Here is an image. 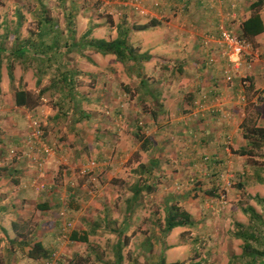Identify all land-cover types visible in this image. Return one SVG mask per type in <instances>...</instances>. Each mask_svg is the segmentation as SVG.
I'll return each instance as SVG.
<instances>
[{
    "label": "crops",
    "instance_id": "1",
    "mask_svg": "<svg viewBox=\"0 0 264 264\" xmlns=\"http://www.w3.org/2000/svg\"><path fill=\"white\" fill-rule=\"evenodd\" d=\"M152 1L158 2L160 8L152 9ZM254 1L191 0L190 2H184L183 0H151L145 5L148 10H146L148 12L147 15H135V13H132L136 21L130 24L131 28L127 26L130 46L151 56L156 55V52L157 54L159 53V56L166 61V64L170 65L168 67L171 70L172 67L176 68L171 77L154 75L155 79H153L148 75L150 66H144V64L139 66L140 71L138 69L135 71V68L129 70L122 67L124 65L122 63L120 65V62L114 56L96 53L87 45L77 44L78 42L75 45L69 42L60 47L51 42L48 34L49 39L46 40V43L40 47L35 46V50L47 51L48 54L36 57V61H42L46 65L50 64L54 68L53 70L58 72L64 68L65 74L60 79L68 85L57 86L53 81L51 83V78L55 79L54 71H51L52 73L43 71L41 76L38 77V73L35 74L37 65L34 62L30 63V69L33 70L30 71L31 75L34 74L36 77L32 85L36 84L37 86L38 84L40 85L41 81L45 82L42 85L43 91L41 92H43L42 97L47 100L48 105L43 107V111L50 118L47 117L44 129H42L44 143L52 144L57 149L55 155L52 153L45 161V167L41 174L32 169V163L29 162V164L25 157L18 158L16 162L8 161V153L12 154L11 150L14 148L11 147L12 143H21L22 141V139H19L21 131L16 128L19 126L17 121L19 116L25 110L35 111L37 107L32 105L29 108L18 107L15 103L17 90L13 88V91H11L10 79H8L6 74L2 75L0 80V116H2V119H0V264H34L37 261H43L42 259H30L28 253L33 243L37 242L41 243L43 249L52 250L53 232L49 228L54 229V226H57V221L54 218L62 208L68 213L75 215L76 221H72L73 226H76V222L79 219L83 222L84 215L82 216V214L86 212L83 210L85 206L82 199H77L76 197L79 194L82 195L81 191L83 188L79 187L80 184L78 185L72 172L78 165L81 168L88 165H84L87 149L89 151L93 150L96 153V157L104 158L108 151L105 152L106 150L102 151V149L109 147L107 140L109 136L117 147V153L113 160L114 165L119 162V158H117L119 154L118 147L122 148L124 144L127 145V148L134 147L129 154H126L127 161L130 160L134 152L139 151V154L147 155L144 161L137 162L131 173L137 176L133 178V181L137 179L139 180L137 183L140 184L144 179L149 187L153 185L155 176L164 170V165L177 169L180 163H185L188 165L186 168H189L190 164H194V161L197 160L196 154L198 152L202 153L199 148L206 145L207 154L210 157L220 159L226 165L233 163L231 160L238 155L231 152V148L239 149L245 145L240 124L246 116L240 107L237 106L241 104L239 98H249L255 94L256 96L264 94V32L250 42L251 49L244 60L245 64L233 81L227 84L221 77L223 60L220 55L223 51V46L219 40L220 28L223 27L233 35L239 36L242 23L249 18L251 14L249 7ZM180 5H186L183 11L175 12L171 10L172 7L180 9ZM260 16L264 24V7L260 11ZM148 24L155 26L157 30H150L154 27L150 28L147 26ZM145 26L147 28L143 30L142 27ZM5 31L10 34L9 41L13 40L16 33L21 40H27L31 36V40L34 41L35 35L39 33V30L35 31V33L29 30L21 31L18 26L12 31H9V28L5 29ZM154 31H157L158 34H155ZM144 32L150 33V36L143 35L142 33ZM85 33L86 31L77 32L75 38L83 36ZM116 36L117 34L114 30L110 41L114 40ZM89 37L90 39H99L98 35L95 34ZM153 37L158 40L150 44L154 40ZM130 39H133V42ZM205 40H209L207 45H204ZM10 45L11 43L9 42L5 47L10 48ZM30 47L31 45H28L26 49L28 51L34 50ZM56 51L60 53L76 51L75 53H78L77 55L82 57L83 60H64L62 58L57 62H54V59L49 62V57L53 58L52 53ZM89 53L91 55H87ZM102 58H107L108 61L102 60ZM91 60L101 66V71H103V68L108 69L105 77L101 76L98 70L95 71V74H99L100 83L102 82L98 90L83 86L84 82L94 77L88 75L90 72L87 69L88 65L84 64L86 61ZM109 63L110 68H108ZM81 70L83 71L82 74ZM160 73L162 72L159 71ZM135 74H138V76L139 74L143 76L146 74L147 76H145V79L143 76L136 78L134 77ZM38 78L39 83L37 81ZM104 78L107 82H105ZM78 80H81L80 85ZM143 81H147L148 88L138 87V84ZM135 82L137 83L136 87L132 86ZM96 84H98L97 81ZM52 85L57 87L54 88ZM162 85H165V87ZM182 86L190 93L188 103L181 94ZM31 89H33L32 86ZM40 90H37V93H40ZM97 91L100 92V96L94 98L92 94ZM212 95H218L222 101L220 115L212 114L209 116V114H206L201 120L194 123L184 121L185 128L182 131L188 133L184 138L189 140V144L184 149L187 150L186 153L184 154V150L182 151L185 156L184 160L181 152L177 151V141L182 134L180 117L181 114L187 113L181 111V109H189L194 100L196 101L206 96L211 98ZM37 96L39 97V94ZM106 96L109 99L107 103L105 101ZM261 109L260 119L264 120V106ZM118 113L125 116L128 121L127 123H122L125 124L122 126V130L120 127H115V124L118 123L114 121L110 131L102 132V130L96 129L94 138L88 135L80 136L77 148H72L77 150L74 152V158L72 159V162L76 165H69V169L63 170L62 164L67 161L64 158L67 155L68 147L62 138L58 144L56 139L61 137L65 130L62 120L67 115H74L75 119L69 121V130L73 129V131L82 132L87 131L88 121H85V119L93 114L100 117L107 114L113 117V114ZM153 114L156 115V122L152 119ZM139 115L144 118V125L147 124L145 129L150 130V132H147L143 129L141 132L149 139L146 150H141V144L138 140L136 141L135 134L132 131L134 126L130 117L133 116L134 119H139ZM58 117L60 121L55 123L54 120L58 119ZM94 127L98 128L97 123ZM261 127L264 128V126ZM177 128H179L178 131ZM125 130L126 132H123ZM10 135L14 137L12 141L8 142L7 136ZM192 139H194V142H191ZM227 139L228 141H226ZM134 140L136 141L135 143ZM79 143L82 146H79ZM15 155L17 154L15 153ZM120 164L122 163L119 162L118 165ZM139 165H143L144 168L141 170ZM213 169V167L210 168L211 171ZM69 170H72V172L70 173ZM167 173L176 178V171H174V174L171 171H167ZM161 175L162 173L159 176ZM108 176L110 181L107 182V186L111 185V191L116 193L115 197H117V188L114 186V182L113 184L111 183L112 180H120L119 178L122 175L117 170L115 173L108 174ZM70 181L76 183L75 188L69 186ZM51 184H55L54 189L45 193L47 190L43 188H45V185L50 187ZM134 185L128 187L131 190L129 191V198L132 195ZM147 192L144 190L142 196ZM71 202L74 206L73 209L68 207ZM141 209L142 203L139 201L134 211L137 213ZM101 210L103 211V226L100 230H97L98 232L106 230L105 224H107V219H109L107 213L110 211L112 213L110 223L115 224L116 222L117 224V228L113 232L109 231V233L116 235L109 252L103 249L102 245L104 242L97 243V245L100 244V247L95 245L96 251L94 255L96 257L105 255L106 259L111 260L108 264H161L162 260L165 264L176 262L180 264H202L198 258L188 257L189 255H180L181 257H178L177 261L173 262L165 257L163 252L154 251V249L149 251L144 250L142 246H133V249L130 250L129 244L133 239L130 238V241H127L129 240L128 231L135 227L138 220L143 221V217L141 218V216L134 213L132 218H129L125 214L122 219L118 220L119 216L113 215L116 212L113 206H101ZM125 210L126 204L124 213ZM96 220L94 218L92 222L94 223ZM43 228L48 229L44 232L46 237L49 236L46 240L39 238L40 232L38 231H42ZM74 231L80 233L77 229H73L71 233ZM20 233H26L28 236L22 240ZM89 238L88 236V242ZM157 238L159 243L162 239V244H173V241H171L172 236ZM144 239H148L152 245L155 244L153 239H149V237L141 240L143 241ZM23 243H26V245H22ZM69 243L82 244L72 241L70 237ZM118 244H123L120 253L115 248ZM105 246L106 244H104ZM165 247L167 246L165 245ZM153 248L156 249L155 246ZM172 250L173 248L169 247L166 251L169 253ZM68 252L71 254L70 250ZM73 257L77 258V255H73ZM202 258H205V256ZM209 260L216 259L210 258ZM228 264H230V261Z\"/></svg>",
    "mask_w": 264,
    "mask_h": 264
},
{
    "label": "rangeland",
    "instance_id": "2",
    "mask_svg": "<svg viewBox=\"0 0 264 264\" xmlns=\"http://www.w3.org/2000/svg\"><path fill=\"white\" fill-rule=\"evenodd\" d=\"M133 1L134 0H0V36L5 35L6 26H8L9 31H12L18 26L21 31L29 30L30 32L33 31L35 33V31L40 29L39 22L43 19H47L55 29H58V31H61L65 35L63 40L66 41L67 39L70 43H74V40L76 42L83 40L84 35L74 38V40L68 37L69 35H72L70 34V29L67 27L68 20L71 19L73 22V35H76L77 32L91 31V36H94V34L98 35L99 39L96 40L110 41L112 32L114 30L117 32L119 26L123 28L129 26V28H131L130 24L136 21L132 13H135V15H147L148 12H146L147 9L145 5L149 3V1L144 4L146 14L136 12L131 6ZM190 1L191 0L188 2ZM185 2H187V0H185ZM181 6L183 5H180V9H176L177 7H175V10L174 7H172L171 10H174L175 12L183 11L186 5L183 9ZM151 8L159 9L160 4L159 7L151 5ZM147 26L150 28L154 27L150 30H157L155 26L150 24ZM154 33L158 34L157 31H154ZM142 34L150 36V33L148 32ZM21 36L23 35L21 34ZM89 39L90 37L85 38L84 40L88 41ZM153 39L154 40L150 44H153L158 40H155V37H153ZM130 40L133 42V39ZM79 43L81 42H78L77 44ZM208 43H206V40L204 41V45H207ZM58 45L63 47L65 44L62 42ZM135 51L139 54H148L140 52L138 49ZM75 52L76 51L60 53L59 51H56L52 53V56L55 60L54 62H57L62 58H64V60H83V58L79 57L77 55L78 53ZM87 55L91 54L89 53ZM247 55V53L244 54V60ZM5 56L6 55H3V63L0 69V80L4 74H6L9 79V73L7 70V64L9 61L6 60ZM149 56L152 59L151 62H144V66H150L148 72L149 77L155 79L154 75H166L167 77L173 75L176 68L171 66V70V68L168 67L170 65L166 64V61L159 56V53L157 54L156 52V55L154 56L149 54ZM102 60L108 61L107 58H102ZM20 63L21 62H13L14 81L12 83L10 82V89L11 91H13V88L26 91L30 96L28 107H31L32 105L37 108L33 112L25 110L19 116L17 120L19 126L16 128L21 131L19 139H22V141L21 143H12L11 147L14 148L11 150L12 154L8 153V161L16 162L18 161V158L25 157L28 163H32V169L41 174L45 167V161L52 155L51 153L55 155V152L57 151L55 146L52 144H45L44 140L37 143L32 134L33 130L31 125H33L34 122H37L40 129H44V123L47 121V117L50 118V116H46L43 111V107L48 105L47 100L42 97L43 92H41L43 91L42 85L45 82L41 81L40 85L37 86L36 84L32 85V82L36 79L34 74L31 75L30 71L33 70H24ZM84 64L88 65L87 69L90 71L88 75L94 77L89 78V81L84 82L83 86L98 90L99 85H102V82L100 83V77L98 78L99 74H95V71L98 70L101 76L105 77L108 69L103 68V71H101V66L92 62V60L86 61ZM223 66L224 64L222 63L221 72ZM122 67L128 68V66ZM49 68L50 69L47 71L50 73L54 71L56 79L53 80L51 78V83L53 81L57 86L68 85L60 79V77L65 74L64 68H62L60 72L53 70V67ZM108 68H110V63L108 64ZM128 69L131 70L130 68ZM137 69L140 71L139 67H137L135 71H137ZM159 71L162 73L159 74ZM82 73L83 71L81 70V74ZM141 76L143 75L139 74L138 76V74H135L134 77L137 78ZM145 76L147 75L145 74L143 76L144 79L146 78ZM96 81L98 84H96ZM80 82L81 80H78L79 85ZM105 82H107V80ZM31 86L33 89H31ZM132 86L136 87L137 83H133ZM162 86L165 87V85ZM52 87L56 88L55 85H52ZM182 87L181 94L184 96V100L188 103V96L190 93L187 92V89H184V86ZM39 89H41L40 93H37V90ZM38 94L39 97L37 96ZM262 95L256 96L255 94L249 98L245 97V102L237 105L240 107L246 118L249 119L251 117V121L258 126H264V120L260 119L261 108L264 106V94ZM92 96L96 98L100 96V92H94ZM108 97L110 98V96ZM105 98L107 103L109 99L107 96ZM209 103L210 98L206 96L201 97L196 101L194 100L193 104L191 106L189 105V109L182 108L181 111L187 113L181 114V131L185 128V120L194 123L201 120L206 114H209V116L212 115L210 112H197L200 110V107L202 109L207 108ZM88 118H90V120H88ZM88 118L85 119V121H88L86 128L87 131L82 132L78 130L73 131V129L69 130V121L75 119L74 115H67L65 119L62 120L64 124L63 128H65V130L62 136L56 139L58 144L60 142L59 140L62 138L68 147V151L66 152L67 155L64 158L67 161L62 164L63 170L69 169V165H76L72 162V159L74 158V152L77 150L72 148H77L80 136L88 135L94 138V132L96 129L102 130V132L110 131V128L114 125L112 124L114 121L119 124H115V127H120L122 130V126L125 125L122 123L128 122L127 118L122 114L120 115V113L113 114V117L107 114L103 117L93 114ZM130 118H132L134 126V128L132 127L133 133L135 134L137 132L138 134H142L141 132L145 129V125H147H144V118L141 115H139V119H134L133 116ZM0 119H2V116H0ZM58 121H60L59 117L54 120L55 123ZM96 123L98 128L94 127ZM178 130L179 128H177V131ZM144 131L150 132V130L147 129ZM123 132H126V130ZM147 132L145 133L147 134ZM187 134L188 133L182 131V134L177 141V151L181 152L184 160V154L187 151L184 149L189 144V140L184 138ZM13 137L14 136L12 135L7 136V141H12ZM107 140L109 147L102 149V151H108V153L104 155V158L96 157V153H94L93 150L89 151V149H87L84 165H88H83V168L78 165L74 172L69 170L70 173H73L78 185L80 184L79 187L83 188L81 191L82 195L79 194L76 197L77 199H82L85 206L83 210L86 212L82 214V216L84 215L83 222L79 219L76 222V226H73L72 223V221L75 220V215L68 213L64 208L61 209L59 212L60 214L58 213V215H55L54 219L57 221V226H54V229L49 228V230L53 232L51 251H56L59 255L60 264H108V262H111V260L105 258V255L100 257L94 255V252L96 251L95 245H97L98 242H104L106 246L104 247L103 244L102 247L105 251L109 252L116 238L115 234L109 233V231L113 232L114 229L117 228L116 222L115 224L110 223L112 217L110 210V212L107 213L109 219H107V224H105L106 230L100 232L97 231L103 226V211L101 210V206H113L116 209V212H114L113 215H116V217L119 216L118 220L122 219V216L125 215V201L129 198V191H131L128 187L133 186L139 181L137 179L133 181V178H136L137 176L133 175L131 171L137 165V162L144 161L147 155L139 154V151L134 152L130 157V160L127 161L126 154H129L134 147L127 148V145L124 144L122 148L118 147L119 154L117 156L119 162L122 164L118 165V162L114 165L113 160L117 153V147L110 136ZM136 141L134 140V143ZM226 141H228V139ZM191 142H194V139H192ZM79 146L82 145L79 143ZM206 146L199 148L202 153L198 152L196 154L197 160L194 161V164H190L189 168H186L188 165L185 163H180L177 169H172L167 165H164V170L161 171L162 175L159 176L160 173L155 176L156 180L155 178L153 179V185L150 190L141 197V211L135 213L136 215L141 216V218L143 217V221L138 220L135 227L128 231L129 240L127 241H130V238L133 239L131 243L129 242L130 250L133 249V246L139 247L143 242L141 239L149 237V239H153L155 242V244L152 245L153 247H156V249L153 248L154 251L163 252L165 257L173 262L177 261L178 257H181L180 255H189L188 257L198 258L202 264H228L229 261L230 264H245L242 263L243 261L237 260L242 252L243 241L234 236L236 231L235 224L239 223L243 226H251L252 224H255L257 220H259V222L256 223V225L259 228L260 239L263 243L260 245L253 242V245L259 248L264 246V185L258 182V178L264 180V158L257 156L263 152H254V158H239L236 154V157H233V160H231L233 163L226 165L220 159H213L210 157V155L207 154ZM46 147L51 149L50 155L44 154ZM183 150L184 154L182 152ZM237 150V148H231V152ZM15 153L17 155L14 156ZM41 160H43V165L42 167H39L37 161ZM91 162L95 163V167L88 170V172L82 173L83 169L87 168ZM181 165H183V167H181ZM211 167L214 168L212 171L210 170ZM117 170H119L120 175H122L121 178H119L120 180H112V183L110 182L111 184L114 182V186L117 188V197H115L116 193H112L111 185L109 184L107 186V182L110 181L108 174L115 173ZM167 171H171L173 174L174 171H176V178L167 173ZM156 184L157 186L155 187ZM54 185L51 184L50 187L45 185V188H43L47 190L45 193L51 192L55 187ZM75 185L76 183L74 181H70L69 186L71 188H75ZM240 185H242V187ZM33 190L36 192L34 187ZM76 197L74 196V198ZM167 200L169 201L167 202ZM172 205L189 213L191 224L184 228H176L172 230L169 236L173 237L171 238L173 244H162V239L159 243L157 237L164 238L161 235L164 227V207ZM248 208L254 210L259 218L254 219L250 217V213L245 211V209ZM94 218L97 219L94 221L95 224L92 222ZM93 226H95V232L94 235H90L89 233L93 230ZM73 229L88 234L90 237L89 242L86 244H70L69 236ZM45 230L48 229L43 228L42 231H38L40 232V239L44 238L46 240L49 238V236H45ZM165 245L167 247H165ZM97 246L100 247V244ZM169 247L173 248V250L168 253L166 250ZM69 250L71 251V254H69ZM73 255H77V258L73 257ZM203 256H205V258H202ZM70 258L72 259L70 260ZM210 258H215L216 260H209ZM43 261H37L34 264H43Z\"/></svg>",
    "mask_w": 264,
    "mask_h": 264
},
{
    "label": "trees",
    "instance_id": "3",
    "mask_svg": "<svg viewBox=\"0 0 264 264\" xmlns=\"http://www.w3.org/2000/svg\"><path fill=\"white\" fill-rule=\"evenodd\" d=\"M264 7V0H255L249 7V10L251 12L248 19H246L242 23L241 27V33L239 36L236 35V37L241 40L245 41L247 43H250L256 36L262 34L264 32V24L263 20L260 16V11ZM71 15V14H70ZM39 33L35 35L34 41L31 40V36L27 40H21L20 37L16 34H14L13 40L9 41V35L8 33H5V35L0 36V69L3 63V55H6V60L9 61L7 64V70L9 73V79L12 83L14 81L13 76V62H21L24 70H29L30 63L34 62L37 67L35 68L36 73H38V77L41 76L43 71H47L51 67L50 64L46 65L42 61H36V57L39 56H46L48 54L47 51H37L35 50V46H42L44 43H46V40H48V34L50 35V40L55 45L61 44H68L69 41L63 40V33L61 31H58V29H55L51 23L47 19H43L39 22ZM17 27V26H16ZM15 27V28H16ZM67 27L70 29V34L68 37L72 40H74L75 35L73 28V22L68 20ZM8 26L5 27L7 29ZM147 28V26L142 27L144 30ZM91 31L86 32L84 34V39L89 38ZM128 29L123 28L119 26L117 28V36L112 41H104V40H96V39H89L88 41H85L84 39L78 42H81L79 44L87 45L88 47L92 48L96 53H100L103 55H112L115 57V59L122 63L124 66H128V68L133 69L137 68L139 66H143L144 62H149L151 60V57L148 54H139L135 51L134 48L130 46L129 38H128ZM11 43L10 48H6L5 46L7 43ZM76 41L74 40V43L72 45H75ZM31 45L30 48L34 49L32 51H28L26 49V46ZM8 49V50H7ZM49 62L53 61L52 57H49ZM40 66V67H39ZM39 83V78H38ZM37 83V84H38ZM39 85V84H38ZM140 88H148L147 81H143L140 84H138ZM29 94L24 90H17L15 93V103L18 107H24L29 108ZM153 98L154 95H152ZM152 119L154 122H156V115H152ZM240 128L242 131V138L245 141V145L241 148H239L237 151H232L234 154H237L240 157L245 158H254V152L262 151L263 153L260 155H257L261 158H264V128L261 126H258L257 124H254V122L251 121V117L249 119L245 118L243 122L240 124ZM136 139L141 144V150H146L147 145L149 144V139H147L143 134L135 133ZM207 159V158H206ZM214 162V161H213ZM139 168L142 170L144 168L143 165H139ZM264 169V167H263ZM142 172V171H141ZM258 182L260 184L264 185V180L262 178H258ZM242 187V185H240ZM73 188V187H72ZM151 187L147 185L146 180H142L140 184L136 183L134 187L132 188V195L129 199L126 200V210L125 214L129 216V218H132L135 211L134 208L140 201L142 197V192L149 191ZM171 199V198H170ZM169 200H167L168 202ZM166 202V203H167ZM70 209H73L74 206L72 205V202L68 206ZM165 217H164V227L162 229L161 235L163 237L168 236L172 230L176 228H184L191 224V217L189 213L186 211L181 210L179 207H176L174 205L165 207ZM248 213H250V217L254 219H258L257 215L255 214L254 210L252 209H245ZM259 220H257L256 223H258ZM252 224L251 226H243L239 223L235 224L236 231L234 233L235 238L240 239L243 241L242 245V252L241 255L237 258L239 261H243L242 263L245 264H264V246L262 248L255 247L253 245V242L262 244L263 242L260 239L259 235V228L257 225ZM108 228V227H107ZM93 230L90 235H94L95 232V226L92 228ZM22 236V240L28 236L26 233H20ZM88 234L85 233H78L73 232L69 236L72 241L80 242L82 244L88 243ZM24 242V241H23ZM22 245H26V243H23ZM123 244H118L115 248L118 253L121 252ZM142 246L144 250H153L152 244H150L148 239H144L143 242L139 245ZM52 251L43 249L41 243H33L31 250L28 253V257L32 260H46L47 257L50 255ZM95 253V252H94ZM245 260V262H244ZM161 264H165L164 261H161ZM172 264H180L179 262L172 263Z\"/></svg>",
    "mask_w": 264,
    "mask_h": 264
},
{
    "label": "built area",
    "instance_id": "4",
    "mask_svg": "<svg viewBox=\"0 0 264 264\" xmlns=\"http://www.w3.org/2000/svg\"><path fill=\"white\" fill-rule=\"evenodd\" d=\"M147 1L150 0H134L131 6L136 12L144 14L145 13L144 4ZM151 5L154 7H159V4L154 1H152ZM183 7L184 5L181 6L182 9ZM219 40L221 45L223 46V51L220 57L223 60V64H224L223 70L221 72V77L225 83L229 84L233 81L236 75L240 72L242 66L245 64L243 57L244 54L248 53V51L251 49V44L239 40L235 35L227 31L223 27L220 28ZM208 41L209 40H206V43H208ZM239 102L244 103L245 97H240ZM221 110H222V101L218 95H214L212 96V98H210V103L207 105V108L202 109L200 107V110L197 112H210L213 115H218L220 114ZM193 115L195 116L194 113ZM31 128L33 130L32 131V134L34 135L33 137L36 139L37 143L43 141L44 140L43 131L42 128L40 129V126L37 124V122H34V124L31 125ZM50 153H51V149L49 147H46L44 150V154L50 155ZM37 165L39 167H42L43 160L37 161ZM94 167H95V163L91 162L87 168L83 169L82 173L88 172V170L93 169ZM43 264H60V257L56 253V251H52L50 255L47 257V259L43 261Z\"/></svg>",
    "mask_w": 264,
    "mask_h": 264
}]
</instances>
